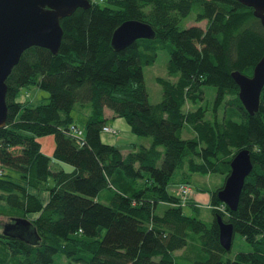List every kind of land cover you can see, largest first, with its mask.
Segmentation results:
<instances>
[{
    "label": "trees",
    "instance_id": "1",
    "mask_svg": "<svg viewBox=\"0 0 264 264\" xmlns=\"http://www.w3.org/2000/svg\"><path fill=\"white\" fill-rule=\"evenodd\" d=\"M89 1L60 18L57 52L30 45L6 78L0 213L31 223L23 237L0 228V264H52L56 253L78 264H264V82L258 108L249 113L231 75H250L262 54L260 19L238 0ZM190 14L204 24L181 25ZM127 18L148 22L154 35L114 48L111 33ZM159 47L168 49L167 73L176 78L156 76L161 98L149 102L142 65ZM31 84L48 91L45 101L18 99ZM204 84L215 87L211 117H204L206 106L183 108L203 97ZM75 103L88 110L82 143L68 132L77 124L70 113ZM104 107L122 115L134 133L149 135V143L133 142L124 153L103 141ZM183 126L194 134L182 137ZM45 133L54 136L51 154L37 139ZM243 147L252 166L230 209L217 190ZM51 159L70 167L52 169ZM176 169V184L189 182L195 171L223 174L209 191L211 220L198 215L192 194L181 201L167 188ZM33 188L46 189L47 198ZM218 214L249 249L225 255Z\"/></svg>",
    "mask_w": 264,
    "mask_h": 264
},
{
    "label": "water",
    "instance_id": "2",
    "mask_svg": "<svg viewBox=\"0 0 264 264\" xmlns=\"http://www.w3.org/2000/svg\"><path fill=\"white\" fill-rule=\"evenodd\" d=\"M238 1L251 6L252 13L264 26V0ZM89 4V0H0V127L7 122L6 78L23 50L36 44L57 52L63 31L60 18L70 14L77 6L86 7ZM153 35L154 29L148 22L127 18L113 29L110 42L114 48H121L137 37ZM231 75L238 85L240 101L249 113H253L258 108L264 82V50L250 75L236 70L231 71ZM229 164V171L217 190V196L230 209H235L244 178L252 166L248 148L236 150ZM216 221L219 242L225 249H229L233 225L219 214L216 215ZM30 223L27 217L12 216L4 222L3 230L23 237Z\"/></svg>",
    "mask_w": 264,
    "mask_h": 264
},
{
    "label": "rangeland",
    "instance_id": "3",
    "mask_svg": "<svg viewBox=\"0 0 264 264\" xmlns=\"http://www.w3.org/2000/svg\"><path fill=\"white\" fill-rule=\"evenodd\" d=\"M190 14L188 17L183 18L181 21V25L189 24V23H198L203 25L204 20L195 21ZM169 56V51L166 47H159L156 50V56L151 63H146L142 65L143 72V80L147 91V99L149 102H156L161 98V85L156 80V76L169 77L174 80L176 75H168L167 73V59ZM48 91L36 85H29L21 88L17 97L18 99H27L28 101H32L33 103H38L41 101H45L47 99ZM215 95V87L210 84L203 85V97L201 99H196L194 102L186 101L184 103L183 108H195L197 105L206 106L204 117H211V105ZM108 108V107H105ZM111 110L110 108H108ZM70 113L72 114L74 121L77 123V126L83 128V122L86 117V108L80 107L78 103H75L72 107ZM221 113V106L218 108V115ZM105 122L116 129V132H110L101 130L100 137L103 141L112 143L120 148L122 152H126L133 142L148 144L150 141L149 135H139L134 133L125 118L122 115L114 114L113 112L110 115H107L105 118ZM193 131L187 126L182 127L181 136L187 137L193 135ZM37 139L40 142L41 150L47 154L52 152L54 145V136L53 133H45L37 136ZM58 161V160H57ZM59 162V161H58ZM67 166V164L65 165ZM50 167L52 169H56L60 166H57L56 160L51 159ZM179 175L178 169L174 171L172 174V180L168 182L167 188L176 192V182L174 181ZM49 182H52L51 177L48 178ZM189 182L192 185V191L190 194L194 192V198L198 200L200 203V209L198 215L205 220L212 219V213L209 206L206 205L209 198L210 189L214 188L216 185L222 182L223 174L219 172H192L189 177ZM34 189V188H33ZM34 192L38 193V195L45 200L47 198V190L46 189H34ZM166 206L165 203H159L156 207L157 212H161L162 209ZM183 210L186 213L193 214L194 210L189 205H183ZM13 214L8 213H0V228H2L3 223L5 221L10 220V217ZM250 248L248 242L244 239V237L238 232L234 231L232 236V241L230 248L226 251L225 255L228 257H233L234 253L238 250H247ZM181 249H178L180 251ZM52 264H78L75 262L70 263L68 259L60 254L56 253L54 255V261Z\"/></svg>",
    "mask_w": 264,
    "mask_h": 264
},
{
    "label": "built area",
    "instance_id": "4",
    "mask_svg": "<svg viewBox=\"0 0 264 264\" xmlns=\"http://www.w3.org/2000/svg\"><path fill=\"white\" fill-rule=\"evenodd\" d=\"M102 129L113 133L116 132L114 127H110L105 124L102 126ZM68 132L73 135L79 143L83 142V129L77 126V124L71 123L68 127ZM176 191L180 195L181 201H183V199L190 195L192 191V185L189 182H180L177 184Z\"/></svg>",
    "mask_w": 264,
    "mask_h": 264
},
{
    "label": "crops",
    "instance_id": "5",
    "mask_svg": "<svg viewBox=\"0 0 264 264\" xmlns=\"http://www.w3.org/2000/svg\"><path fill=\"white\" fill-rule=\"evenodd\" d=\"M86 108V107H85ZM87 108H86V114H87ZM112 113V110H109L108 108H105L104 107V109H103V114H104V116L105 117H107V115H110ZM105 124L106 125H108L106 122H105ZM109 126V125H108ZM111 127V126H110ZM49 154H51V153H49ZM56 164H57V166H60V167H64V168H69L70 167V165L68 164V163H65V162H63V161H56ZM67 164V166H65ZM194 192L192 193V198L194 199V201L200 206V202L198 201V200H196L194 197ZM206 205L207 206H209V198H208V201H207V203H206Z\"/></svg>",
    "mask_w": 264,
    "mask_h": 264
}]
</instances>
